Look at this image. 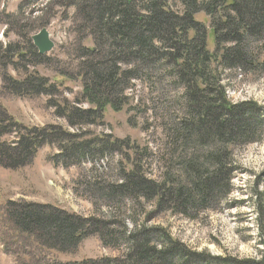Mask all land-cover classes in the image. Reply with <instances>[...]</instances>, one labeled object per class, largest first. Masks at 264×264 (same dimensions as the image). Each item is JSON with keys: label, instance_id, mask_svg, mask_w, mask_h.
<instances>
[{"label": "trees", "instance_id": "16d2710c", "mask_svg": "<svg viewBox=\"0 0 264 264\" xmlns=\"http://www.w3.org/2000/svg\"><path fill=\"white\" fill-rule=\"evenodd\" d=\"M45 1L39 11L26 12L19 6L15 14H0L6 33L19 39L0 46L1 94L45 97L55 116L75 132L58 126L24 127L0 107V167L10 171L27 167L44 146L57 150L53 163L63 168L123 157L118 182L93 181L89 189L108 208L131 207L133 229L121 220H83L58 206L6 202L0 206L5 252L14 255L17 264H59L54 260L57 255L75 253L84 240L95 236L104 248L124 249L122 258L65 264H264V256L260 263L203 257L165 229L147 226L165 214L196 221L200 214L217 210L231 191L233 147L262 137L264 108L253 102L231 103L222 81L225 70L264 73V0ZM56 6L72 12L76 35L68 53L72 70L39 55L29 38L32 28L49 24ZM36 12L40 17L31 21ZM201 14L209 19V29L196 21ZM210 34L214 51L208 48ZM249 41L256 46V57L247 48ZM9 68L17 79L10 76ZM37 68L79 80L77 106L59 101L54 83L40 76ZM158 72L179 91L180 107L175 106L180 115L163 124L165 169L159 180H153L143 166L149 157L146 148L83 129L101 126L107 108L125 111L134 82L151 81ZM146 205L152 210L147 212Z\"/></svg>", "mask_w": 264, "mask_h": 264}, {"label": "rangeland", "instance_id": "374dc122", "mask_svg": "<svg viewBox=\"0 0 264 264\" xmlns=\"http://www.w3.org/2000/svg\"><path fill=\"white\" fill-rule=\"evenodd\" d=\"M45 2L1 0L0 14H15L19 6H23L26 12L32 9L39 11L45 6ZM178 7L177 4L174 9ZM54 14V18L45 27L32 28L29 38L46 28L55 44L52 53L48 54L51 62L60 68L72 70L74 67L71 57L68 56L76 41L70 22L72 12L70 9L56 6ZM31 17L32 21L33 18L40 17V13L36 12ZM195 19L209 29L208 18L201 14ZM210 36L208 48L214 51L212 35ZM16 41L18 38L8 32L0 36V46ZM247 48L253 57L257 56L255 44L249 41ZM36 71L41 76L51 78L57 89V96L60 94L59 101L66 99L77 106L74 99L81 91L79 80L53 77L51 72L42 68H37ZM8 73L18 78L11 68L8 69ZM152 77L151 81L142 79L134 82V88L129 93V106L125 111L115 113L107 108L101 126L83 130H87L93 136L104 134L118 140L129 139L141 149L146 148L149 157L143 165L144 170L147 171L148 178L159 180L165 169L167 154L163 124L166 121L168 123L170 117L177 116L179 109L175 105L178 104L180 107V94L177 89L171 88L166 75L162 76V73L158 72L155 79ZM222 85L231 103L253 102L258 108H264V73L258 75L255 72L225 70ZM1 88L0 84V106L16 122L26 127L58 126L70 133L75 132L68 129L63 119L55 116L54 111L47 106L45 97L32 100L7 97L1 94ZM81 107L88 109L84 104ZM5 140L12 142L14 138L6 137ZM57 153L55 148L45 146L39 150L28 167L18 171H8L0 167V205L7 201L41 206L53 205L72 212L83 220H121L131 231L133 225L129 219L133 216L132 208L128 206L116 208L117 210L108 208L99 198V194L89 189L93 181H96L94 184L97 185L118 182L117 175L123 157L112 156L95 164L83 162L78 167L63 168L52 163L51 157ZM231 162L234 169L229 182L231 191L217 210L210 209L205 214H200L196 221L165 214L158 220L149 222L147 226L165 229L189 251L202 254L203 257L208 255L211 258L230 259L236 262L260 263L264 256V133L257 142L233 147ZM146 206L147 212L152 210V206ZM1 236L6 235L2 234L0 228ZM5 247L0 239V264H15L14 257L6 254ZM123 254L124 249L104 248L96 237H90L82 242L75 253L59 255L54 260L56 263L64 264L102 258L117 259L122 258ZM200 259L204 261L203 258Z\"/></svg>", "mask_w": 264, "mask_h": 264}, {"label": "water", "instance_id": "95a60500", "mask_svg": "<svg viewBox=\"0 0 264 264\" xmlns=\"http://www.w3.org/2000/svg\"><path fill=\"white\" fill-rule=\"evenodd\" d=\"M34 47L38 50L39 55H45L49 53L54 45L49 40V34L45 29H42L36 36L32 37Z\"/></svg>", "mask_w": 264, "mask_h": 264}]
</instances>
